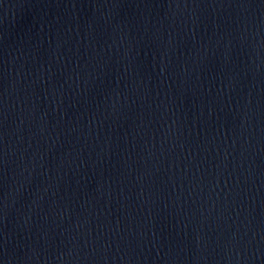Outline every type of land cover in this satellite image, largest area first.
<instances>
[{
  "label": "water",
  "instance_id": "1",
  "mask_svg": "<svg viewBox=\"0 0 264 264\" xmlns=\"http://www.w3.org/2000/svg\"><path fill=\"white\" fill-rule=\"evenodd\" d=\"M0 264H264V0H0Z\"/></svg>",
  "mask_w": 264,
  "mask_h": 264
}]
</instances>
